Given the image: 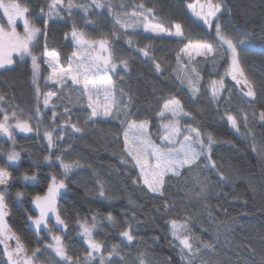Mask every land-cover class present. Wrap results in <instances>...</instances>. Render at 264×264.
<instances>
[{
  "label": "trees",
  "instance_id": "obj_1",
  "mask_svg": "<svg viewBox=\"0 0 264 264\" xmlns=\"http://www.w3.org/2000/svg\"><path fill=\"white\" fill-rule=\"evenodd\" d=\"M204 1V0H202ZM26 3L32 12L37 26L43 27V20L46 18L40 14L39 9L45 7L48 0H21ZM67 2V0H65ZM76 3L90 5L91 0H74ZM194 0H113L116 10L120 11V4L125 5V10L131 12L140 3L154 10L156 21H163L165 27H171L174 23H180L185 36L192 40H202L208 43H215V30H209L201 21L195 19L187 8L188 3ZM213 3L222 5L219 14V24L223 31L233 36H246L249 46L240 49L239 56L246 74L256 85V101L250 102L243 97L239 91L229 82H226V89L218 101H212L210 94L204 91L210 79H218L222 75L226 64L223 60L218 61L216 67L211 61L204 62V58L198 57L201 61L198 71L202 77L201 93L192 97L185 85H180L175 79L172 69L177 67L176 54L183 46L177 39L165 35L144 33L142 30L128 29L132 38V45L128 44V36L120 31L115 37L112 36L114 29V18L107 9L91 8L87 17L81 9H73L71 17L66 12L62 13L63 19L53 18L48 21L47 38L41 35L39 45L35 54L40 55L45 44L49 50H56L61 55L63 63L67 56L74 50L70 41V31L76 25L89 39H100L107 37L113 45L114 54L120 59L128 60V71L120 68L119 75L112 74L113 80L118 88L123 87L126 93L132 96L131 111L134 118H148L151 120L150 130L153 139L159 143L155 136L156 126L159 121L156 118L160 104L157 98L175 95L181 100L185 111L191 113L192 117L186 119V123L193 126L197 124L202 132L212 133L217 143L213 149V159L217 165H224L225 170L231 179L226 184L210 188L207 201L190 204L181 191L183 180L173 178L166 185L165 197L175 201L178 208L171 213L174 216L179 208L189 205L187 211L193 214L196 219L193 224V232L202 238L204 242H210L215 246L218 255L210 254L205 259H212L217 264H261L264 260V161H261L256 152L252 151V135H255L259 144L264 140V123L258 119L259 111L264 109V0H213ZM118 27V26H117ZM174 30V28H173ZM69 39H65V34ZM146 45L151 48V55L156 62L161 63L164 68L163 74L154 71L153 63L137 51ZM16 63L6 69H0V94L6 97L5 107L16 108L18 113L23 110L24 116H34L36 108V92L32 84V64L29 57L20 60L16 57ZM42 65V76L39 85L42 92L56 90L50 84L45 85L47 65ZM124 76L121 80L119 77ZM61 93V99L53 97L52 101L57 105L56 110L62 112L65 106L71 109L72 122H80L87 119L89 111L85 104L79 102L78 86L71 85ZM75 89V91L73 90ZM228 89H231L229 94ZM68 97L71 98V102ZM128 97L125 96V100ZM42 106V98H41ZM236 115L239 119L241 110L248 113L249 124L246 128L241 124L240 131L236 132L222 119L225 111ZM43 123L39 124L40 135L35 131L31 134L15 132V145L6 136L0 134V164L5 165L6 153L13 150L20 152L21 159L18 165H9L12 171L13 180L10 188L9 207L11 209L10 225L16 231L29 249L36 246L43 247L45 241L51 242V237L46 231L39 234L27 220L29 214L34 213L31 198L37 193L43 194L46 190V183L43 177L60 173L59 162L52 167L44 161L48 155L47 141L43 139V132L49 127L51 111L44 110ZM253 112L256 116L253 117ZM39 118L30 122L37 125ZM249 129L251 132L249 133ZM71 149L64 155L66 161L79 159L82 167L74 169L67 181L69 192L59 200L62 215L68 220L69 227L64 232V244L69 254L73 256H84L86 245L78 235L77 226L74 223L77 214L87 216L89 219L97 212L106 214L111 211L118 221L131 219L135 214L139 224H134V231L137 234V241L131 246L122 241L117 229L112 228L106 221L96 233V238L103 241L106 248L113 244L121 246V254L127 255L137 252V245L141 250H146L152 264H165L168 257H171L173 264H181L178 249L169 244L171 239L168 234L166 221L170 218L164 216L162 208L164 198L156 194L142 190L141 187L133 185L132 175L129 172L130 166L120 163L122 150L121 124L119 120L102 121L95 126H89L83 136L73 133L70 127L67 128L64 140L59 142V148ZM56 154H61L59 151ZM35 172L39 184H26L21 179L23 172ZM204 175L211 177L212 184L217 183L214 173L205 172ZM97 176L105 184L107 194L113 199H103L98 196ZM203 179V176L201 177ZM249 184L256 187L255 193L249 189ZM16 190L25 192L22 202H18L14 196ZM227 194V195H225ZM129 198L135 204L129 203ZM211 210L214 221L209 219L208 211L204 204ZM194 205V206H193ZM222 206V207H219ZM224 209L227 211L225 212ZM37 214V213H35ZM207 228V231H203ZM230 229V230H229ZM214 233H219L217 240ZM158 236L159 241L153 242V237ZM255 249L252 252L251 249ZM30 254V252H29ZM41 264H57L59 260L51 252L42 253L39 257ZM5 261L0 250V264ZM62 264V262H61ZM113 264H121L120 257H113ZM199 264V261H197Z\"/></svg>",
  "mask_w": 264,
  "mask_h": 264
},
{
  "label": "snow or ice",
  "instance_id": "obj_2",
  "mask_svg": "<svg viewBox=\"0 0 264 264\" xmlns=\"http://www.w3.org/2000/svg\"><path fill=\"white\" fill-rule=\"evenodd\" d=\"M107 9L114 18V29L112 36L115 37L120 31L128 36V44L133 41L128 29L142 28L145 33L156 35L166 34L168 37L177 39L183 44L176 54L177 67L172 69L175 79L180 85H185L192 97H197L201 93L202 77L198 71L201 61L198 57L204 58V62L211 61L213 66L218 65V61L223 60L226 64L224 72L218 79H210L204 91L210 94L212 101H218L225 91V78L230 77L234 86L240 88L245 97L255 99L256 85L246 74L241 64L239 51L249 46L246 36H233L222 30L218 20V13L221 12L222 5L213 3V0H194L188 3L187 8L209 29L215 22V43H208L202 40H192L185 36L180 23H174L171 27H165L163 21H156L153 8L146 7L143 3L137 4L131 12L125 10V5L120 4V11L116 10L113 0H91L90 5L80 4L74 0H48L45 7L39 9L40 14L46 18L43 20V27L37 26L32 16L30 7L21 0H0V69H6L16 63V57L23 60L30 57L32 62V84L36 92V108L34 116H24L23 110L17 111L18 107H5L6 97L0 94V134L6 136L15 145V132L32 133L40 135L39 124L43 123L44 110L51 111V121L49 127L43 132V139L47 141L48 155L44 156V161L52 167L59 162L60 173L43 177L46 183V190L43 194L37 193L31 198L34 213L29 214L27 220L35 228L37 234L46 231L51 236V242L45 241L43 247L36 246L29 249V246L21 236L13 230L7 217L9 215L10 181L12 171L9 165H18L21 159L20 152L13 150L6 153L5 165H0V246H3L2 255L6 257L3 264H41L40 255L51 252L59 260L57 264H113V257L119 256L121 264H152L148 258L146 250H141L137 245L135 255L128 253L121 254V246L113 244L111 248H106L103 241L96 238V233L101 229L104 221L112 228L117 229L122 241H126L131 246L137 241V234L134 231V224L141 223L136 220L135 214L131 219L126 218L123 223L117 220L111 211L106 214L99 212L93 214L91 218L77 214L74 223L77 226L78 235L86 245L84 256H73L69 254L67 246L64 244V237L59 233L61 229L67 230L68 220L62 215L59 200L63 199L69 192L67 181L74 169L81 168L79 159L66 161L64 155L71 149L59 148V142L64 140L66 130L70 127L73 133L83 136L89 126H95L102 121L119 120L121 124L122 150L120 153V163L128 168L132 175L133 185L141 187L149 193L156 194L164 198L162 208H157L158 212L170 218L166 221L170 246L178 249L181 264H217L215 260L205 259L210 254L218 255L215 246L210 242H204L200 236L193 232V224L196 217L189 214L185 205L175 211L178 206L175 201L165 197L166 185L176 178L178 181L185 176L181 191L184 192L182 199H187L190 204L207 201L210 188L226 184L231 179L224 168V165H217L213 159L214 145L217 143L212 133L202 132L201 127L186 123L187 118L195 120L191 113L185 111L180 99L175 95L160 96L157 98L160 107L156 112L157 124L155 136L159 139L157 143L153 139L150 130L151 120L148 118H134L131 111L132 96L126 93L123 87L117 86L112 78V74L119 75L120 68L124 72L128 71V60L115 56L112 42L102 36L100 39H89L86 34L76 25L70 31V41L74 45V50L65 61L61 62V55L56 50H49L47 44L44 45L40 55H36L39 45V37L43 35L47 38L48 21L53 18L63 19L62 13L66 12L69 17L73 14V9L79 8L87 17L91 8ZM6 18V19H5ZM18 24H22V31L18 30ZM118 26V27H117ZM174 28V30H173ZM65 39H69V34H65ZM144 57L150 59L154 66V71L163 74L164 68L161 63L156 62L151 55L150 46L137 49ZM47 65V75L45 85H51L56 90L42 92L40 79V61ZM121 80L124 76L119 77ZM71 85L78 86L79 102L85 104L89 110L87 119L80 122H72L71 109L67 106L62 112L56 110L57 105L52 98L61 99V93ZM246 89V90H245ZM75 91V89H73ZM264 92V88L261 89ZM229 94L231 89H228ZM125 96L128 97L125 100ZM42 98V106H41ZM71 102V98L68 97ZM242 115L238 119L236 115L225 111L222 119L230 125L236 132L240 131L241 124L246 128L249 124L247 112L241 110ZM256 113L253 112V117ZM34 118H39L37 125L30 122ZM258 119L264 123V109L259 111ZM251 130L249 129V133ZM252 151L264 161V140L259 144L255 135H252L250 145ZM59 151L61 154H56ZM214 173L217 183L212 184L211 177L204 173ZM203 176V179L201 178ZM21 179L26 184H39L37 174L25 171L21 174ZM97 194L103 199H113L107 194L105 184L97 176ZM251 192L257 191L256 187L249 184ZM227 195V194H225ZM14 196L18 202H22L25 192L16 190ZM130 204H135L129 198ZM194 206V205H193ZM208 211L210 220L214 221L211 210ZM222 207V206H219ZM226 212L227 210L224 209ZM38 212V214H35ZM54 219L55 231L50 227V222ZM230 230V229H229ZM203 231H207L204 228ZM217 240L219 233L213 234ZM153 242H158L159 237L154 236ZM264 239V238H262ZM10 242H14V245ZM255 252V249H251ZM30 252V254H29ZM165 264H173L171 257H168ZM243 264H249L244 261ZM254 264V262H253ZM264 264V260L261 261Z\"/></svg>",
  "mask_w": 264,
  "mask_h": 264
},
{
  "label": "rangeland",
  "instance_id": "obj_3",
  "mask_svg": "<svg viewBox=\"0 0 264 264\" xmlns=\"http://www.w3.org/2000/svg\"><path fill=\"white\" fill-rule=\"evenodd\" d=\"M201 2H204V1H202L201 0ZM189 10V9H188ZM189 12H190V14L195 18V19H197V20H199V21H201L202 23H203V21L202 20H200V19H198L190 10H189ZM219 14L220 13H218V16H219ZM0 15H2V13H0ZM6 19V18H5ZM204 24V23H203ZM205 25V24H204ZM206 27H207V25H205ZM208 28V27H207ZM209 29V28H208ZM211 29H214L215 30V22H213V27L211 28ZM211 29H209V30H211ZM18 30L19 31H22V24H18ZM134 30H142V28H140V27H137V28H135ZM143 31V30H142ZM144 32V31H143ZM145 33V32H144ZM149 34H153V33H149ZM156 35V34H155ZM160 35H165V36H167L166 34H160ZM29 59H30V61H31V58L29 57ZM31 64H32V62H31ZM40 64H41V62H40ZM41 72H42V65H41V67H40V77L42 76V74H41ZM226 79H228V77H226L225 78V80ZM225 85H226V82H225ZM18 131V130H17ZM22 134H26V135H28V134H31V133H22ZM159 143H160V141H159ZM37 214H38V212H36ZM30 222V221H29ZM30 225H31V222H30ZM32 226V225H31ZM50 227H53V229H54V231H55V228H56V226H55V221H54V219L50 222V225H49ZM33 227V226H32ZM34 228V227H33ZM35 229V228H34ZM65 230H63V229H61L60 231H59V233H57V234H60V235H62V236H64V232ZM51 237V236H50Z\"/></svg>",
  "mask_w": 264,
  "mask_h": 264
},
{
  "label": "water",
  "instance_id": "obj_4",
  "mask_svg": "<svg viewBox=\"0 0 264 264\" xmlns=\"http://www.w3.org/2000/svg\"><path fill=\"white\" fill-rule=\"evenodd\" d=\"M228 80H229V82L234 86V82L231 80V78L230 77H228ZM238 91H239V93L243 96V97H245L244 95H243V93L240 91V88L239 87H237V86H234ZM246 90V89H245ZM248 101H250V102H255L256 101V97H255V99L253 100V98H251V97H245ZM1 165V164H0ZM10 170V169H9ZM11 171V170H10ZM12 177H13V174H12ZM12 180H13V178H12ZM12 180L10 181V185H12ZM0 187H2V186H0ZM9 215H8V217H7V220H8V222H9V224H10V221H11V218H12V215H11V209H10V207H9ZM14 230V229H13ZM10 243H12L13 245H14V242H10ZM2 249H3V246H0V250H1V252H2ZM4 257V256H3ZM4 259L6 260V257H4Z\"/></svg>",
  "mask_w": 264,
  "mask_h": 264
}]
</instances>
